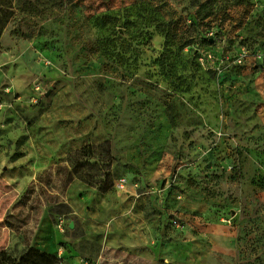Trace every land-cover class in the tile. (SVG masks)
I'll return each mask as SVG.
<instances>
[{"label":"rangeland","instance_id":"374dc122","mask_svg":"<svg viewBox=\"0 0 264 264\" xmlns=\"http://www.w3.org/2000/svg\"><path fill=\"white\" fill-rule=\"evenodd\" d=\"M31 249L264 264V0H0V252Z\"/></svg>","mask_w":264,"mask_h":264},{"label":"trees","instance_id":"16d2710c","mask_svg":"<svg viewBox=\"0 0 264 264\" xmlns=\"http://www.w3.org/2000/svg\"><path fill=\"white\" fill-rule=\"evenodd\" d=\"M92 159H94L93 162L92 160H88L86 162V165L90 168L96 167L101 162L99 157L98 158L92 157ZM108 165L109 164L107 162V166ZM87 176L89 177L86 180L88 181V183L96 184L103 191H108L112 187V185L107 186L104 183L106 182V180H103L104 182H100L99 180L92 181V179H94L93 176H90L89 174ZM58 263L59 261L55 256L35 249H31L26 254L22 255L18 260H12L8 256L6 251L0 252V264H58Z\"/></svg>","mask_w":264,"mask_h":264},{"label":"built area","instance_id":"2783aa9c","mask_svg":"<svg viewBox=\"0 0 264 264\" xmlns=\"http://www.w3.org/2000/svg\"><path fill=\"white\" fill-rule=\"evenodd\" d=\"M119 185H120L122 188L124 187L123 184H118L117 186H119Z\"/></svg>","mask_w":264,"mask_h":264}]
</instances>
